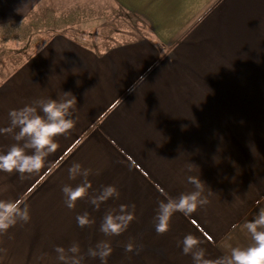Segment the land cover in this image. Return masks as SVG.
Masks as SVG:
<instances>
[{"label": "crops", "instance_id": "1", "mask_svg": "<svg viewBox=\"0 0 264 264\" xmlns=\"http://www.w3.org/2000/svg\"><path fill=\"white\" fill-rule=\"evenodd\" d=\"M47 2L0 0V37L26 36L11 26L42 15ZM109 2L117 19L126 14L139 24L106 39L97 26L69 32L55 24L41 43L15 38L8 49L18 59L0 76V129L11 126L10 111L38 100L71 92L77 104L74 128L55 137L59 147L41 170H0V199H19L30 211L28 222L0 234V264H62L54 249L73 243L83 264H101L87 249L102 241L112 248L106 264H195L182 252L188 234L205 259L254 244L245 225L264 208V0ZM18 132H0V154L26 144L15 140ZM74 163L88 177L70 178ZM189 177L204 184L208 203L176 212L157 234L158 202L196 191ZM85 179L88 197L69 209L62 188ZM106 186L119 196L90 204ZM120 205L135 218L119 236L105 235L103 217ZM85 211L94 223L81 228L76 216Z\"/></svg>", "mask_w": 264, "mask_h": 264}, {"label": "clouds", "instance_id": "2", "mask_svg": "<svg viewBox=\"0 0 264 264\" xmlns=\"http://www.w3.org/2000/svg\"><path fill=\"white\" fill-rule=\"evenodd\" d=\"M64 100L49 98L38 100L32 105H26L21 109L10 111L9 117L11 126L0 129V132L12 133L18 128L15 140L26 141V144H13L6 154H0V170L12 172L13 170L23 174L38 172L47 161L50 153L59 147L55 142V137L63 135L72 130L76 124L73 118L72 109L76 106V97L71 92H64ZM31 148V154L26 152V148ZM70 178L77 176L88 177L89 170L82 169L79 163H74L69 168ZM196 191L181 194L177 198L168 197L166 201L158 202L155 216V231L163 234L169 230L172 216L176 212L190 215L198 207L204 206L208 200L202 197L203 183L194 177H189ZM91 184L85 179L74 188L65 185L62 192L65 196V205L69 209L75 207L76 201L88 197ZM163 192V189H161ZM119 192L114 186L102 187L100 194L89 199V203L99 207V204L110 197H118ZM19 199H0V234H4L9 228L14 227L19 221L28 222L30 211L27 204H23ZM134 208V206H132ZM127 205H120L119 212L113 214L109 211L100 225V231L105 235L119 236L126 231L129 223L135 218L132 212L127 211ZM77 225L81 228L94 223L85 211L76 216ZM245 227L251 234L254 244L247 248H233L230 256L225 258L205 259V249L199 248L201 241L193 234H188L183 238L182 252L185 255L191 254L195 264H264V208L260 209L257 217L247 222ZM134 245L129 243L125 250L133 251ZM199 248L193 252V249ZM57 258L62 264H83L84 255H80L81 249L78 243H73L68 249L56 247ZM110 242L102 241L94 247L87 249V256L99 258L101 264H106L107 257L111 254Z\"/></svg>", "mask_w": 264, "mask_h": 264}, {"label": "rangeland", "instance_id": "3", "mask_svg": "<svg viewBox=\"0 0 264 264\" xmlns=\"http://www.w3.org/2000/svg\"><path fill=\"white\" fill-rule=\"evenodd\" d=\"M101 3L102 9L101 11H98L95 8V0H51V2L48 0V2L44 4L47 9L42 10V15H32L28 19L22 21L20 25L11 26H20V28L26 31L27 35L24 37L12 35L9 37H0V76L2 75L5 62L11 59L15 60V56L17 55L15 50H8L11 49L10 47H12V43H16L14 41L15 38L19 39L20 43L25 44L28 41L29 44H38L50 35L47 30L50 27H53V25L58 24L62 31L69 32L70 30L78 32L85 27L93 28L94 26H97L99 29H97L96 36L98 38L103 37V39H106V37L111 36V32L115 28L126 30L128 27L132 28L135 27L136 24H139L136 20H132L126 14L119 15L121 17L117 19L119 13L113 10L109 0H102ZM95 16H97V19H95ZM39 29L42 30L39 31ZM91 32L94 33L95 30H91ZM104 41L102 42L104 43ZM105 43L107 42L105 41Z\"/></svg>", "mask_w": 264, "mask_h": 264}]
</instances>
